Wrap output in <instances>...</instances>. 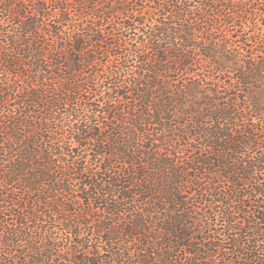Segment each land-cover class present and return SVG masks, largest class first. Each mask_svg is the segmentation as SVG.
<instances>
[{
    "label": "trees",
    "instance_id": "obj_1",
    "mask_svg": "<svg viewBox=\"0 0 264 264\" xmlns=\"http://www.w3.org/2000/svg\"><path fill=\"white\" fill-rule=\"evenodd\" d=\"M0 264H264V0H0Z\"/></svg>",
    "mask_w": 264,
    "mask_h": 264
}]
</instances>
